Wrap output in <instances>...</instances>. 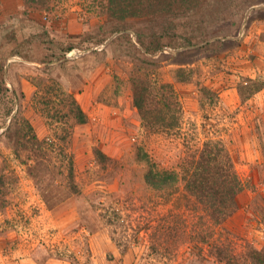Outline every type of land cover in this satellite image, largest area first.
I'll return each mask as SVG.
<instances>
[{
    "label": "rangeland",
    "instance_id": "rangeland-1",
    "mask_svg": "<svg viewBox=\"0 0 264 264\" xmlns=\"http://www.w3.org/2000/svg\"><path fill=\"white\" fill-rule=\"evenodd\" d=\"M20 9L30 26L0 45V264H219L184 243L158 255L149 237L174 213L146 182L147 157L172 168L210 139L223 140L246 187L217 236L239 264H264V0ZM162 85L182 105L180 125L170 88V110L157 104ZM142 86L165 119L152 129L135 104Z\"/></svg>",
    "mask_w": 264,
    "mask_h": 264
},
{
    "label": "trees",
    "instance_id": "trees-1",
    "mask_svg": "<svg viewBox=\"0 0 264 264\" xmlns=\"http://www.w3.org/2000/svg\"><path fill=\"white\" fill-rule=\"evenodd\" d=\"M165 88H170L171 97L176 99L174 105L177 111L174 114L178 115L176 116L178 125L181 124L183 108L179 99L175 98L173 87L162 85L154 93L159 95L154 96L153 88L142 86V89L136 92L135 104L151 129L155 127L154 124L165 119L161 120V116L158 119L150 114L147 100L149 97H158L157 104L163 103L166 109H169V103H166L165 99ZM162 90L163 93L160 94ZM73 101L76 104L78 118L84 123L85 114L77 102ZM161 101L163 102L160 103ZM182 130L180 128L174 133L166 131L164 133L183 137ZM161 132L153 131L154 134ZM186 135L189 136V133ZM186 154L172 168L163 167L147 157L149 169L146 182L149 187L161 192L160 198L164 199L166 204L172 205L170 210L174 213L172 219H162L153 232H150L151 251L160 255V250H170L172 247L177 250L184 243L198 250L199 254L208 249L210 256L219 264H239L231 243L222 235L224 233L221 232L217 236L218 227L223 228L239 209V196L246 190L242 179L235 171L226 145L223 140L210 139L202 146H187ZM149 226L148 224L144 227L139 226L135 231L139 233L145 229L148 232V229H151ZM138 233H134L135 238H138Z\"/></svg>",
    "mask_w": 264,
    "mask_h": 264
},
{
    "label": "crops",
    "instance_id": "crops-1",
    "mask_svg": "<svg viewBox=\"0 0 264 264\" xmlns=\"http://www.w3.org/2000/svg\"><path fill=\"white\" fill-rule=\"evenodd\" d=\"M19 1V2H18ZM32 0H0V22L5 23V27L3 26L0 28V45L4 43V37L7 35H10L9 37L16 36L19 32L20 28V22L27 20L28 26H30V19L34 18V15L31 14V17L27 15V13L23 14V12H26L25 9H20L23 7V5L26 2H31ZM16 3V4H15ZM8 21H11L9 24ZM3 23V25H4ZM11 43L13 40L10 38ZM13 44V43H12ZM14 48V44L12 46ZM14 50V49H13ZM5 259L3 257V262H5Z\"/></svg>",
    "mask_w": 264,
    "mask_h": 264
},
{
    "label": "built area",
    "instance_id": "built-area-1",
    "mask_svg": "<svg viewBox=\"0 0 264 264\" xmlns=\"http://www.w3.org/2000/svg\"><path fill=\"white\" fill-rule=\"evenodd\" d=\"M74 54V53H73Z\"/></svg>",
    "mask_w": 264,
    "mask_h": 264
}]
</instances>
